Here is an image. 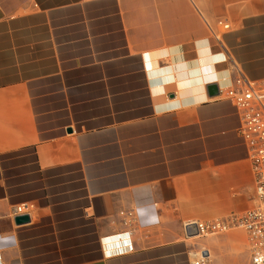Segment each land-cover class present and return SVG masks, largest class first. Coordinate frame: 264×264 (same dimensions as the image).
<instances>
[{"label":"crops","instance_id":"1","mask_svg":"<svg viewBox=\"0 0 264 264\" xmlns=\"http://www.w3.org/2000/svg\"><path fill=\"white\" fill-rule=\"evenodd\" d=\"M240 75L264 78V0H0L1 264H247L242 230L185 232L251 204L207 90Z\"/></svg>","mask_w":264,"mask_h":264},{"label":"built area","instance_id":"2","mask_svg":"<svg viewBox=\"0 0 264 264\" xmlns=\"http://www.w3.org/2000/svg\"><path fill=\"white\" fill-rule=\"evenodd\" d=\"M217 95L230 100L239 115L238 132L244 142L252 173L251 204L241 211H231L217 218L191 219L185 226H196L197 234L193 237L218 235L240 229L245 234L249 254L247 264H264V78L237 76L229 85L219 88ZM30 213L31 207L27 202L18 204L12 212L13 215L29 216ZM120 213L129 219L133 216L131 211ZM131 249L132 243L128 240L125 246L105 253L117 254ZM188 255L190 264H211V255L204 247H190Z\"/></svg>","mask_w":264,"mask_h":264},{"label":"water","instance_id":"3","mask_svg":"<svg viewBox=\"0 0 264 264\" xmlns=\"http://www.w3.org/2000/svg\"><path fill=\"white\" fill-rule=\"evenodd\" d=\"M208 94L210 96H214L218 94V87L216 84H208L207 86ZM14 220L16 224H22V223H27L30 221V216L29 214H18L14 216ZM185 232L188 236H193L197 234V229L194 224H190L185 226Z\"/></svg>","mask_w":264,"mask_h":264},{"label":"rangeland","instance_id":"4","mask_svg":"<svg viewBox=\"0 0 264 264\" xmlns=\"http://www.w3.org/2000/svg\"><path fill=\"white\" fill-rule=\"evenodd\" d=\"M30 205V204H29ZM31 207V206H30ZM31 211H32V208H31ZM224 234V233H223ZM218 235H220V234H218ZM212 236H217V235H212ZM205 237H209V236H205ZM205 237H202V238H205ZM212 259V258H211ZM211 264H212V262H211Z\"/></svg>","mask_w":264,"mask_h":264}]
</instances>
